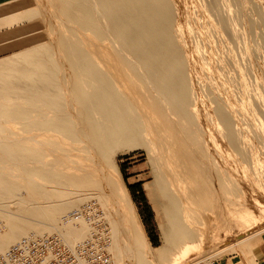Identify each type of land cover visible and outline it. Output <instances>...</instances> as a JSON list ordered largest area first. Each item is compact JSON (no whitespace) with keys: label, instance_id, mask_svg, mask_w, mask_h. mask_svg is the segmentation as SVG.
<instances>
[{"label":"bare ground","instance_id":"bare-ground-1","mask_svg":"<svg viewBox=\"0 0 264 264\" xmlns=\"http://www.w3.org/2000/svg\"><path fill=\"white\" fill-rule=\"evenodd\" d=\"M38 3L41 41L0 60V253L80 240L62 216L92 198L116 264H179L264 222V0ZM139 147L157 247L116 164Z\"/></svg>","mask_w":264,"mask_h":264},{"label":"built area","instance_id":"built-area-1","mask_svg":"<svg viewBox=\"0 0 264 264\" xmlns=\"http://www.w3.org/2000/svg\"><path fill=\"white\" fill-rule=\"evenodd\" d=\"M61 222L85 224V236L69 243L60 232L29 233L0 253V264H116L111 252L112 229L97 199L73 208L62 216ZM5 228L0 218V234Z\"/></svg>","mask_w":264,"mask_h":264},{"label":"rangeland","instance_id":"rangeland-1","mask_svg":"<svg viewBox=\"0 0 264 264\" xmlns=\"http://www.w3.org/2000/svg\"><path fill=\"white\" fill-rule=\"evenodd\" d=\"M38 2L39 0H33L34 6L28 18V21L24 25L19 27L18 38L16 41V45H14L13 47V52L0 57V60L8 57H13L23 49L31 47L33 44H37L39 43V41H41V37L44 35V30L42 28V25L40 24V20L42 19V24H44L45 22L41 6ZM260 27L263 30L264 26L262 25ZM260 27L259 30L261 31ZM216 50L217 52H221V47L217 46ZM116 162V164L119 166L121 177L123 178L124 183L127 185V188L134 201L140 221L144 227L145 233L147 234V238L150 241L151 246L157 247L162 243L160 225L163 222L161 213L158 212L156 206L152 204L147 194V186L150 185L154 180L153 166L149 154L147 153L146 149L139 147L118 154L116 156ZM135 175H137V178H139L141 180V183L143 184L144 192L147 197V203L141 199V195L137 194L134 188L130 187L131 182L136 179ZM26 194L27 193L25 192L21 193V197L23 199L31 200L32 197L29 194ZM26 196H28V198H26ZM145 216H147L148 218L147 221ZM250 229L249 231L247 230L239 234L240 236L238 235L237 237L230 238V241L227 240L226 242L220 243L219 246H216L217 248L215 249L212 247L208 250L200 251L193 257H187L188 259H186L185 261L182 260L179 264H183V262L212 264L213 262H216L224 256L234 255L235 253L242 250L241 245H238L237 241H242L245 239V241H247L246 243H249V245H251V242L264 232V222L256 225V227L252 226V229ZM231 241L233 242V244Z\"/></svg>","mask_w":264,"mask_h":264},{"label":"crops","instance_id":"crops-1","mask_svg":"<svg viewBox=\"0 0 264 264\" xmlns=\"http://www.w3.org/2000/svg\"><path fill=\"white\" fill-rule=\"evenodd\" d=\"M33 6V0H0V57L13 52L19 27L28 21ZM40 24L42 25V19ZM135 176L136 179L131 184L141 182L137 175ZM140 189L139 185L134 187L137 194ZM212 264H264V232L251 242L250 250L224 256Z\"/></svg>","mask_w":264,"mask_h":264},{"label":"trees","instance_id":"trees-1","mask_svg":"<svg viewBox=\"0 0 264 264\" xmlns=\"http://www.w3.org/2000/svg\"><path fill=\"white\" fill-rule=\"evenodd\" d=\"M136 185H139V186L141 187L139 195H141V196H140L141 199H142L144 202L147 203V197H146L145 192H144V190H143V188H142V183H141V182H140V183L131 184L130 187L134 188ZM148 207H149V206H148Z\"/></svg>","mask_w":264,"mask_h":264},{"label":"flooded vegetation","instance_id":"flooded-vegetation-1","mask_svg":"<svg viewBox=\"0 0 264 264\" xmlns=\"http://www.w3.org/2000/svg\"><path fill=\"white\" fill-rule=\"evenodd\" d=\"M145 218H146V221H147L148 220L147 216H145Z\"/></svg>","mask_w":264,"mask_h":264}]
</instances>
